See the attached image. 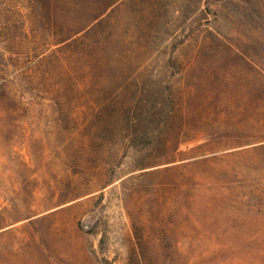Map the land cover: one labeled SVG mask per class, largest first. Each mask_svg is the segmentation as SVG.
Returning <instances> with one entry per match:
<instances>
[{
    "label": "rangeland",
    "instance_id": "1",
    "mask_svg": "<svg viewBox=\"0 0 264 264\" xmlns=\"http://www.w3.org/2000/svg\"><path fill=\"white\" fill-rule=\"evenodd\" d=\"M0 264H264V0H0Z\"/></svg>",
    "mask_w": 264,
    "mask_h": 264
}]
</instances>
